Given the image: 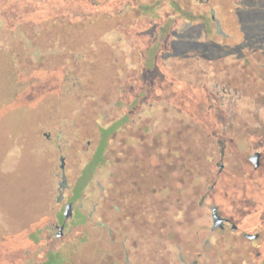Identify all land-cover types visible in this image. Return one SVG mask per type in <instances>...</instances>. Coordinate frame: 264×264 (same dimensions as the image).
I'll return each mask as SVG.
<instances>
[{"label": "rangeland", "instance_id": "obj_1", "mask_svg": "<svg viewBox=\"0 0 264 264\" xmlns=\"http://www.w3.org/2000/svg\"><path fill=\"white\" fill-rule=\"evenodd\" d=\"M171 1L145 0L147 5L139 1L134 7L132 1L114 0L110 8L116 24L110 29L105 20L102 24L108 33L82 32L75 41L77 55H72V46H66L71 51L54 57L51 65L60 70L56 80H42L39 88L44 89L43 96L33 111L22 113L26 118L16 125L15 143L0 145V264H35L36 259L45 260L52 254L57 255L52 264H99L101 259H123L125 254L129 264H183L180 246L186 232L180 228L184 215L179 209L197 206L191 214L194 223L204 222L201 213L215 204L211 182L197 178L190 186L180 177L168 183L158 177V171H170L172 177L179 173L166 163L157 166L155 156L141 159L144 144L139 133L150 148L155 134L178 123L182 116L193 122L190 108L194 118L212 130H218L215 120L224 125L238 113V119L244 121L237 125L253 126L255 149L248 152L264 153V94L260 95L264 76L258 69L264 58V0H232L233 12L237 11L245 30V37L236 39L242 43L238 48L230 39L226 44L213 36L214 23L183 16ZM212 5L200 2L198 9L209 10ZM74 8L88 11L84 0H72ZM219 15L229 18L228 25H223L231 29L234 16ZM81 54L86 55L84 61L72 63ZM243 65L249 73L238 71ZM74 66L87 73L85 79L80 75L84 84L74 81L75 74L67 70ZM233 70L236 84L230 86L226 82L234 77ZM118 75L128 78L123 85V105L116 84L122 85L124 80L118 81ZM250 79L255 86L250 85ZM71 88L72 94L49 93ZM13 115L8 113V120ZM113 125H118L115 134L111 133ZM192 134L199 138L201 132ZM214 148L215 156L210 157L206 171L218 169L219 150ZM62 177L66 187L60 185ZM262 177L263 165L252 174L255 186ZM123 186L125 190L146 191L139 194L143 207L152 199L148 190L161 186L168 192L178 191L155 195V219L151 221L155 224L150 225L147 209L140 220L137 209L129 211L127 223L118 218L113 199L117 200ZM197 192L206 193V199L201 202L202 194ZM192 199L200 200L201 206ZM68 202L73 204L68 220L72 233L65 229L66 234L57 236L59 230L52 223L63 216ZM164 206L171 208V219H164L166 227L164 221L156 219L168 215L160 208ZM34 224L42 227L43 233L38 244L29 245L25 228ZM198 245H190L192 256Z\"/></svg>", "mask_w": 264, "mask_h": 264}, {"label": "trees", "instance_id": "obj_2", "mask_svg": "<svg viewBox=\"0 0 264 264\" xmlns=\"http://www.w3.org/2000/svg\"><path fill=\"white\" fill-rule=\"evenodd\" d=\"M113 1L109 0L106 4V0H84L88 11L83 12L80 11L81 9L74 8L72 10V0H0V145L15 143V137L18 136L19 132L16 125L20 120L26 118V115L22 113L33 111L37 105L36 102L43 96L44 89L39 88L42 80L45 79L49 82L56 80L57 72H60V70L51 65L54 57L60 53L62 54V52L71 51V48L66 46H72V55H77L78 48L75 41L82 36V32H90V34L96 32H99V34L101 32L108 33L109 30L102 27L104 20L108 29L116 24L113 22L116 17H113L114 14L111 12L112 8H110ZM131 1V5L134 7L139 1L142 6L147 5L143 3L145 0H129V2ZM200 2L201 5L203 4L206 7L211 5L212 2V8L209 7V10L204 9L205 11L198 9ZM171 5L176 12L187 18H192V20L205 18L210 24L214 23L213 36L226 40V44H228L229 39L235 42L234 46L236 48L242 44L236 39H243L245 30L240 25L239 14L236 10L233 12L232 0H209L206 3L204 0H172ZM219 13L234 16L231 29L230 27L225 29L223 25H228L229 18L222 17ZM61 47L63 49L66 47V49L62 51ZM85 58L86 55L84 54L78 55L72 63L79 64ZM94 59L93 61L100 60L99 58ZM80 69L82 68L74 66V68L69 67L67 70L70 73L73 71L75 74L74 81L79 79L83 83L84 80L80 79V75L84 79L88 76ZM117 79L120 82L124 80L122 85L116 84L118 90H120V103L123 105V85L128 78L121 79L118 75ZM49 93L57 95L72 94V88L64 93L53 90H50ZM200 108L201 106L198 107V109ZM188 111L191 112L189 113L190 120L193 122H189L188 117L182 116L178 123H173L170 127L159 130L154 136V143H150V148L145 145L148 141L143 137L142 132L139 133L138 139L144 144L141 159L145 161L155 156L157 166L160 165V162L166 163L167 166H170V170L173 169V171L179 173L177 177H172L170 171L169 173L158 171L157 176L163 178L167 183L171 179L179 177L184 182L188 181L187 183L190 186L194 185L193 183L197 178H203L212 183L213 172L211 169L206 171L204 167L211 161L210 157L215 156L216 153L217 144L213 138V131L206 123H200L194 118V111L191 108ZM195 112L198 113L196 109ZM8 113H14L15 115L10 116L8 120ZM116 121L115 119L113 123ZM117 126H112L111 133H116ZM197 130L201 132L199 138L194 137L192 134ZM143 134H145V131ZM200 140L202 142L199 147L198 141ZM17 141L19 142V139ZM62 179L60 185L66 187L65 178L62 177ZM156 188L154 189L156 196L168 192L161 186ZM177 191L169 190L171 195H174ZM42 233V227L35 224L30 225L25 228L24 238L31 242L29 245L36 244ZM29 249L30 247L28 251ZM56 258L57 255L52 254L45 260L36 259L35 264H52L51 261L56 260ZM112 262L110 260L109 264ZM99 264H105L104 260L101 259ZM122 264H129V258L126 254Z\"/></svg>", "mask_w": 264, "mask_h": 264}, {"label": "flooded vegetation", "instance_id": "obj_3", "mask_svg": "<svg viewBox=\"0 0 264 264\" xmlns=\"http://www.w3.org/2000/svg\"><path fill=\"white\" fill-rule=\"evenodd\" d=\"M208 1L205 0V3ZM245 67L246 65H243L242 69H238V71H244L245 73L248 71L249 73L250 69ZM258 69L264 76V58ZM226 73L230 74L229 71H226ZM234 74L235 71L233 76ZM246 82H248L247 79L245 84ZM251 82V86L256 85L252 80ZM226 83L230 86L231 83L235 85V76L232 78L230 76ZM263 94L264 91H261L260 95ZM237 114H233L232 120L230 119L224 125L220 124L218 119L214 121L215 126L218 125V130L214 128L212 131L219 150V158L217 157V161L215 160L216 157L214 159L218 169H212V189L210 191L215 194V204L206 207L205 213H201L204 222L200 221L198 223H194V216L191 215L195 212L192 209L197 206H181V209H179L184 215L180 228H184V233L186 232L185 239L182 240L183 244L180 246L183 264H264V177L257 186L254 185V179L252 178L254 171L256 172L262 165L264 166V160L262 159L264 153L260 150H255L253 153L248 152V150L255 149L252 144L254 141L252 137V133H254L252 132L253 126H249L248 123L240 126L239 124H243L244 119H238ZM237 123L239 124L237 125ZM222 130L225 132L223 137ZM256 152L260 154L258 165L252 160V156ZM123 176H125V173H123ZM131 182L133 188L135 180ZM144 192L146 191L125 190L123 186L122 190L118 191L117 200L112 197L117 203L114 208L118 218L129 223L131 219L129 211L137 209V213H140L137 218L140 220L141 214L147 209L149 210L148 220L151 225L154 222L151 223L152 219H155L154 198L156 194L154 189L148 190L152 199L149 206L143 207L140 206L139 194ZM197 193L202 194L200 196L202 198H200L201 202L206 199V193ZM200 200L192 199L193 202H197L199 205ZM136 203L139 204L135 206ZM68 204H70L69 215L65 216L63 212V216L59 215L56 223H52V226L57 227L59 230L57 236L66 234L65 229L72 233V222L68 223V220L72 217L73 204L68 202L65 209ZM129 204H132V206L129 207ZM160 208L166 211L165 214L168 213V215L157 216L156 219L159 218L164 221L165 224L162 223L166 227L168 223L164 219H171L169 211L171 208L169 206ZM132 217L136 223L135 215ZM164 229L162 228L160 231L162 232ZM192 242L199 244L194 256L191 254L193 251H189ZM183 252H186V254ZM109 259V257L106 260L103 259L105 264H109L110 260L113 261L111 264H122L123 262V259L118 256Z\"/></svg>", "mask_w": 264, "mask_h": 264}, {"label": "water", "instance_id": "obj_4", "mask_svg": "<svg viewBox=\"0 0 264 264\" xmlns=\"http://www.w3.org/2000/svg\"><path fill=\"white\" fill-rule=\"evenodd\" d=\"M259 155H260V154H259L258 152H256V153L252 156V160H253V162H254L256 165H258V163H259ZM69 213H70V204H68V205L66 206V209H65L64 214H65V216H68Z\"/></svg>", "mask_w": 264, "mask_h": 264}]
</instances>
